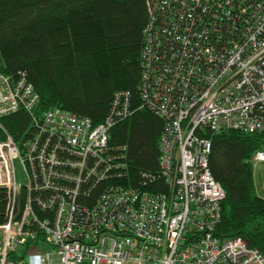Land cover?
<instances>
[{
  "label": "built area",
  "instance_id": "2783aa9c",
  "mask_svg": "<svg viewBox=\"0 0 264 264\" xmlns=\"http://www.w3.org/2000/svg\"><path fill=\"white\" fill-rule=\"evenodd\" d=\"M146 9L138 109L164 125L158 170L137 184L125 148L108 145L131 114L129 92H115L95 124L58 107L38 112L26 71L0 72V264H264L241 237L215 234L225 193L200 137L264 132V0H146ZM20 111L30 127L15 141L1 120ZM252 161L264 162V139Z\"/></svg>",
  "mask_w": 264,
  "mask_h": 264
},
{
  "label": "trees",
  "instance_id": "16d2710c",
  "mask_svg": "<svg viewBox=\"0 0 264 264\" xmlns=\"http://www.w3.org/2000/svg\"><path fill=\"white\" fill-rule=\"evenodd\" d=\"M146 0H0V72L26 71L38 95L36 110L52 107L85 116L106 117L117 91L130 93L131 114L109 130L108 145L125 148L129 181L158 170V140L163 120L139 107L142 31ZM15 141L30 127L20 111L1 120ZM211 143L208 168L225 198L215 234L241 237L264 256V199L254 191L253 154L264 132L204 131ZM6 192L0 189V225Z\"/></svg>",
  "mask_w": 264,
  "mask_h": 264
},
{
  "label": "rangeland",
  "instance_id": "374dc122",
  "mask_svg": "<svg viewBox=\"0 0 264 264\" xmlns=\"http://www.w3.org/2000/svg\"><path fill=\"white\" fill-rule=\"evenodd\" d=\"M251 160H252V158H251ZM252 172H254L256 184L259 181L262 188H264V181H263V178H264V162L263 163L262 162H258V163L252 162ZM16 174H17L19 179L22 178L21 170L19 169L17 163H16ZM257 178H260V179H257ZM19 255H20V253H19ZM26 259H27V257H26Z\"/></svg>",
  "mask_w": 264,
  "mask_h": 264
},
{
  "label": "crops",
  "instance_id": "0c3cea01",
  "mask_svg": "<svg viewBox=\"0 0 264 264\" xmlns=\"http://www.w3.org/2000/svg\"><path fill=\"white\" fill-rule=\"evenodd\" d=\"M251 162H253L251 160ZM258 163V162H257ZM263 163V162H262ZM252 177H253V185H254V191H255V194L264 199V188H262L260 182L258 181L257 184H256V181H255V177H254V172L252 173ZM257 179H260V178H257ZM263 181H264V178H263ZM263 189V190H262Z\"/></svg>",
  "mask_w": 264,
  "mask_h": 264
}]
</instances>
